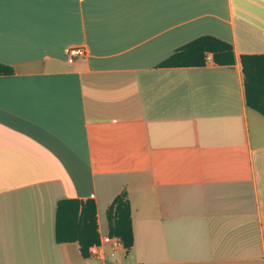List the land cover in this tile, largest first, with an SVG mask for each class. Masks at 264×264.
<instances>
[{
	"label": "crops",
	"instance_id": "obj_1",
	"mask_svg": "<svg viewBox=\"0 0 264 264\" xmlns=\"http://www.w3.org/2000/svg\"><path fill=\"white\" fill-rule=\"evenodd\" d=\"M201 36L230 50L161 64ZM246 53L264 54V0H0V264H264ZM123 189L130 244L91 255ZM74 200L94 214L83 252Z\"/></svg>",
	"mask_w": 264,
	"mask_h": 264
},
{
	"label": "trees",
	"instance_id": "obj_2",
	"mask_svg": "<svg viewBox=\"0 0 264 264\" xmlns=\"http://www.w3.org/2000/svg\"><path fill=\"white\" fill-rule=\"evenodd\" d=\"M203 50L212 51L213 55L216 52L230 50V45L222 40L216 39L212 36H201L189 41L185 45L176 49L169 57H167L161 64H172L177 61L182 62H198L197 56ZM241 69L243 73V87L245 103L264 115V54L262 53H246L240 55ZM11 68L7 65L0 64V71H9ZM90 200H85L81 204L79 212L76 213L77 201L73 202L72 211H68L65 215L66 220L71 217L75 222L65 226L60 222L59 203L56 208V222H55V237L60 240L59 225L65 227L63 231L76 232L74 234L78 241L79 248L83 252L84 247L97 240L94 224V214L91 215V221L86 219V203ZM128 202L126 198V191L123 189L114 196L112 201L106 207L105 213L108 220V232L118 235L125 246L130 244L131 233L129 228V220L127 216ZM126 213V216H124ZM62 221V220H61Z\"/></svg>",
	"mask_w": 264,
	"mask_h": 264
},
{
	"label": "built area",
	"instance_id": "obj_3",
	"mask_svg": "<svg viewBox=\"0 0 264 264\" xmlns=\"http://www.w3.org/2000/svg\"><path fill=\"white\" fill-rule=\"evenodd\" d=\"M64 52L66 54V61L71 62L74 56L84 54V48L82 46H68L64 49ZM209 58V55L206 54L205 60H208ZM104 246L108 248L110 255H114L124 248L123 241L118 235L105 232L100 234L97 242L88 246V252L94 256L101 255Z\"/></svg>",
	"mask_w": 264,
	"mask_h": 264
}]
</instances>
